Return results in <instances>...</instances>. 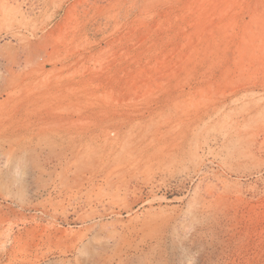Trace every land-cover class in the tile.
<instances>
[{
  "label": "rangeland",
  "instance_id": "1",
  "mask_svg": "<svg viewBox=\"0 0 264 264\" xmlns=\"http://www.w3.org/2000/svg\"><path fill=\"white\" fill-rule=\"evenodd\" d=\"M0 264H264V0H0Z\"/></svg>",
  "mask_w": 264,
  "mask_h": 264
}]
</instances>
